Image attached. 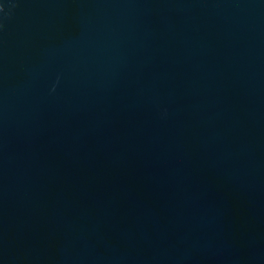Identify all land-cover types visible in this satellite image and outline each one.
Instances as JSON below:
<instances>
[{
  "label": "water",
  "instance_id": "1",
  "mask_svg": "<svg viewBox=\"0 0 264 264\" xmlns=\"http://www.w3.org/2000/svg\"><path fill=\"white\" fill-rule=\"evenodd\" d=\"M0 264H264V0H0Z\"/></svg>",
  "mask_w": 264,
  "mask_h": 264
}]
</instances>
